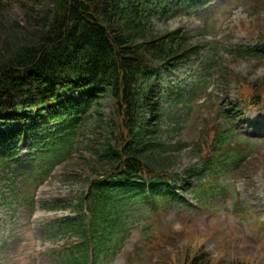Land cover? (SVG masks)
Listing matches in <instances>:
<instances>
[{
	"label": "trees",
	"instance_id": "trees-1",
	"mask_svg": "<svg viewBox=\"0 0 264 264\" xmlns=\"http://www.w3.org/2000/svg\"><path fill=\"white\" fill-rule=\"evenodd\" d=\"M166 1L0 0V165H6L9 155L3 151L11 141L42 129L35 161L44 166L39 172L43 180L56 163L70 157L74 138L93 130L89 149L95 162L79 172L89 192L78 198L77 218L68 227L96 250L124 231L127 220L120 209L125 200L140 196L153 208L176 198L156 157L163 140L176 130L161 126L155 99L158 71L197 60L200 46L188 45L181 29L153 31L150 19ZM13 2L24 8V24L9 21ZM219 71L228 90L237 77L228 67ZM259 85L264 92V80ZM261 96L256 92L249 100L264 105ZM196 173L195 168L186 171L185 181ZM82 251L81 258L68 263H85L87 248ZM211 261L199 250L186 264ZM230 264L249 263L236 258Z\"/></svg>",
	"mask_w": 264,
	"mask_h": 264
},
{
	"label": "rangeland",
	"instance_id": "rangeland-1",
	"mask_svg": "<svg viewBox=\"0 0 264 264\" xmlns=\"http://www.w3.org/2000/svg\"><path fill=\"white\" fill-rule=\"evenodd\" d=\"M19 3L9 6V21L24 24L26 16ZM151 24L158 34L182 29L190 38V46H203L208 40L221 44L218 65L231 69L239 81L231 82L226 92L215 73L206 77L197 65L183 66L163 76L160 97L164 121L181 130L163 141V151L156 157L165 173L181 177L201 158L198 141L205 137L211 140L217 130V107L212 103L199 104L204 95L200 78H204L207 92L214 89L215 102L224 100L225 104L229 96L226 93L231 91L232 100L236 97L235 85L244 84L241 92L248 97L250 84L264 80V58L244 55L234 61L229 57L231 48L264 44V0L167 4L151 18ZM202 52L203 57L208 56L205 50ZM177 94L181 95L178 100ZM104 113L105 120H109L108 102ZM234 125L242 135L258 138L251 145L249 159L240 164L238 175L209 178L210 183L198 186L196 179L188 185L176 182L182 193L197 192V200L188 192L183 193V206L171 204L148 210L146 206L131 205L123 236L101 251L96 264H186L201 249L210 254L212 264H230L236 258L249 264H264V111H245L244 120H236ZM92 133L93 130L79 139L72 158L57 165L51 177L36 190L26 176H14V170L0 169V264H65L69 258L79 256V237L65 234L60 228L76 216L77 196L87 189L79 172L82 168L90 170L95 162L89 149ZM183 143L187 147L178 149ZM25 161L26 157L19 160L22 165ZM11 181L25 194L35 196L32 214L23 206L5 201ZM247 204L252 211L246 210Z\"/></svg>",
	"mask_w": 264,
	"mask_h": 264
}]
</instances>
